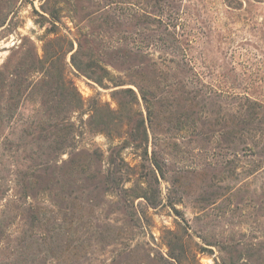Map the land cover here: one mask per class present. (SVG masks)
Segmentation results:
<instances>
[{"label": "rangeland", "instance_id": "rangeland-1", "mask_svg": "<svg viewBox=\"0 0 264 264\" xmlns=\"http://www.w3.org/2000/svg\"><path fill=\"white\" fill-rule=\"evenodd\" d=\"M88 57L103 84L80 72ZM130 57L135 65L123 71ZM0 79V103L11 105L1 113L15 119L47 113L76 89L84 106L69 116L85 125L74 151L58 156L63 170L98 150L86 176L104 172L119 145L135 173L122 183L131 192L119 195L70 167V187L33 201L46 209L35 241L22 214L23 169L8 158L29 139L21 122L3 126L0 264H264V0H0ZM135 85L147 91L149 117ZM124 89L139 104L120 118L134 127L142 112L145 122L138 148L123 145L109 113Z\"/></svg>", "mask_w": 264, "mask_h": 264}, {"label": "trees", "instance_id": "trees-1", "mask_svg": "<svg viewBox=\"0 0 264 264\" xmlns=\"http://www.w3.org/2000/svg\"><path fill=\"white\" fill-rule=\"evenodd\" d=\"M163 39L167 43H172L173 41V39L170 38L169 33L164 34ZM87 59L88 64L86 66V69L80 72H82V74H84L92 81L98 84H103L104 76L102 75V77H97L93 71V68L97 66V61L94 60V57H88ZM133 59V57L128 58L127 61H125L124 59L119 66L123 71L128 70L135 65ZM102 72L106 74L105 69H103ZM3 80L0 79V91H2L4 87L2 83ZM10 83H12V85L14 84V82L12 81ZM134 84L135 83H133V85ZM135 86L137 87V85ZM137 88L139 98L146 106V115H148L149 117V108L152 106V103L145 94L147 91L143 90L144 88H142L141 86H138ZM183 93L184 97L186 95V100L191 103L194 98L187 99L189 96L188 92L184 91ZM62 94L63 92L61 93L60 91L58 98H60ZM115 94L118 97L122 98V100L124 101H121V99L118 98L117 110L109 112L111 115H113V117L111 118L113 120L112 124H122L124 136H119L118 138L122 139L123 145L129 143L133 147L138 148L140 144H142V140H144V138L146 137V128L142 112L139 113V118L135 123H133L134 127H132L131 125V119L129 116L125 117V119L123 120L122 118H120V113L122 111L125 113L126 111V105H131V103H133L134 105L138 106L139 100L137 93H135V91L132 89H124L122 91L116 92ZM63 95L64 97H66V101L61 100L60 102L57 101L50 103L49 112L46 113L45 110L42 109V114L30 115L24 119H15V116L12 117L10 115L2 114V110L5 111V113L9 112V108L11 107V105L9 104V102H6L4 104L0 103L1 106L3 105L2 107L0 106V131L2 130L3 126L9 128L11 125H19V122H21L20 126L22 127V129L20 131V136L22 139H29V142L27 143L29 147L23 148L22 151H10L8 154V158L14 160L16 165L21 166L23 169L21 172V179L19 181V193L25 200L22 204V214L29 219L31 230H33L30 237L35 241L42 237L40 235L36 236V234L34 233L35 229L38 228L39 225H42V221H44L46 218L45 207L33 205V203L35 202V198H37L40 194H48L55 189L63 191L64 189L70 187L73 183L71 178L72 174H70L69 171L70 167L71 170H74L77 175L86 176L89 171V164L92 163L93 160H95V162H100L101 157V153L98 150H93L91 152L81 151L75 155L76 159H72L67 163V168L69 169L63 170V166H58V156L66 149H69L71 153L74 151L76 138L82 134L81 132L83 130V126L85 125L83 121L76 122L71 116H69L70 112L73 113L81 111L84 106L82 99L77 93L76 89L72 87L69 89L68 93H64ZM127 97H129V100L126 99ZM1 100H3L2 94H0V101ZM256 106L259 105L257 103H253L252 106H249V110L255 112ZM128 111L129 110H127L126 112ZM252 116V113H249L246 116L247 118L244 117V119L240 120L239 123L245 125L247 123L246 121L251 119ZM102 124V132L106 134V138L112 140L110 137L111 134L108 131V126H106V123ZM238 133L239 132H237V134ZM8 144L11 143L9 142L7 137H5L3 147ZM30 145H35V149L33 147H30ZM116 147H119V150H116ZM123 148L124 146H112V150L108 157L107 167L105 168L104 172H102V168H99L91 176H86L87 180H96V183L100 184L101 188L102 185L104 186V192L116 191L119 195H124L131 192V189H125L122 184L126 181V178L135 174L132 172L133 169L129 165H127L124 159L121 157ZM113 154L115 157H113ZM143 172L144 173L140 174V177L144 179L141 184L145 183L147 185L146 182L151 181L152 176L150 173H147V171ZM147 192L148 193H146V189H144L141 198H143L149 206L152 199L151 192ZM29 199L31 200L30 202L27 201ZM43 234L45 235V233ZM23 253L24 252L22 251V254ZM15 254L20 256V253H18V251ZM172 259L175 258L172 257ZM14 260L15 259H12V262L9 263L8 261L6 264H13Z\"/></svg>", "mask_w": 264, "mask_h": 264}]
</instances>
